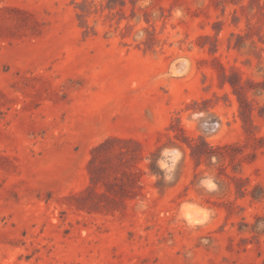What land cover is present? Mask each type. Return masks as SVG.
<instances>
[{
  "label": "rangeland",
  "instance_id": "rangeland-1",
  "mask_svg": "<svg viewBox=\"0 0 264 264\" xmlns=\"http://www.w3.org/2000/svg\"><path fill=\"white\" fill-rule=\"evenodd\" d=\"M0 264H264V0H0Z\"/></svg>",
  "mask_w": 264,
  "mask_h": 264
},
{
  "label": "bare ground",
  "instance_id": "bare-ground-1",
  "mask_svg": "<svg viewBox=\"0 0 264 264\" xmlns=\"http://www.w3.org/2000/svg\"><path fill=\"white\" fill-rule=\"evenodd\" d=\"M195 206V205H194ZM190 214V213H189Z\"/></svg>",
  "mask_w": 264,
  "mask_h": 264
}]
</instances>
